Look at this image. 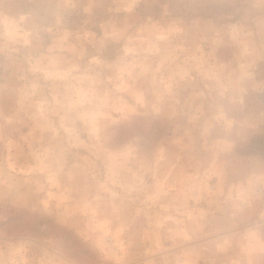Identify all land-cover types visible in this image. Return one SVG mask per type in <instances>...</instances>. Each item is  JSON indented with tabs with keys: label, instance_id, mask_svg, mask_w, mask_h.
<instances>
[{
	"label": "rangeland",
	"instance_id": "374dc122",
	"mask_svg": "<svg viewBox=\"0 0 264 264\" xmlns=\"http://www.w3.org/2000/svg\"><path fill=\"white\" fill-rule=\"evenodd\" d=\"M130 1L6 2L0 264H264V0Z\"/></svg>",
	"mask_w": 264,
	"mask_h": 264
},
{
	"label": "crops",
	"instance_id": "0c3cea01",
	"mask_svg": "<svg viewBox=\"0 0 264 264\" xmlns=\"http://www.w3.org/2000/svg\"><path fill=\"white\" fill-rule=\"evenodd\" d=\"M16 2H19L21 3L22 2V7L21 8H26L27 9V12L25 15H31L32 13L30 12V10H33V9H41V8H45V7H48L50 8L52 5H46V3H49V2H52V1H55V0H15ZM26 1V2H25ZM58 1H61V0H58ZM123 3L122 4H119V7L123 8V7H126V2L127 3H131L130 0H121ZM141 0H134V5L138 2H140ZM10 3L12 6H15L12 2V0H0V20L3 21L4 18H14L16 15H13L12 13H6L4 11V9H6L7 6V3ZM17 6H20V5H17ZM16 7V6H15ZM52 7L55 8V5H53ZM20 16L22 14H19ZM16 19V18H15ZM14 19V21H15ZM13 21V20H12ZM13 21V23H14Z\"/></svg>",
	"mask_w": 264,
	"mask_h": 264
}]
</instances>
